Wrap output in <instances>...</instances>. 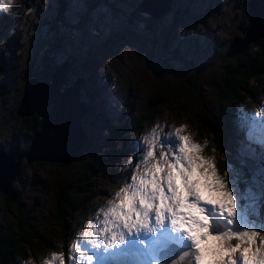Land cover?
Masks as SVG:
<instances>
[{
    "label": "rangeland",
    "instance_id": "1",
    "mask_svg": "<svg viewBox=\"0 0 264 264\" xmlns=\"http://www.w3.org/2000/svg\"><path fill=\"white\" fill-rule=\"evenodd\" d=\"M66 1V11L59 18L55 17L59 8L57 0H17L9 12L0 11V148L6 153L12 152L14 158L21 155L19 163L25 164L24 152L29 148L33 134L24 120L13 115V110L24 91L25 73L29 69L34 73L39 72L46 66V60L54 66L70 58L66 80L61 89L80 78L77 100L89 107L81 117L82 133H77L70 124L74 133L61 140L55 137L60 131L56 126L52 131L50 126L30 155L46 158L35 160L37 163H29L28 167L22 168L11 180L15 203L29 217L33 225L32 232L44 235L50 242V245L40 242L32 248H25L23 256L13 258L12 264H24L29 260L33 264H43L54 253L64 254L67 260L70 252L75 256L72 264H78L82 258L72 250L74 240L86 245L87 251L93 254L100 252V249H93L91 245L106 244L100 232L105 227L103 214L108 202L118 203L115 194L132 184L133 176L144 172L147 167L144 163L147 149L154 146L156 154L149 164L156 163L161 151L169 156L171 162V157L177 154L173 146L180 143L176 137V129L179 127L184 128L181 135L188 136L192 143L202 148V142H207L210 137L201 136L199 140L196 138L195 120H199L207 109L209 112L227 109V104L222 107L223 103L217 94L223 76L222 66L227 61L232 63V58H224V55L231 54L230 48L235 52L240 51L245 46L246 39L264 32V29H254L256 26L249 31L250 34L241 30L250 25V14L254 18H262L261 2L258 0H169L170 6L163 13L161 10L166 8L167 0ZM140 3L143 11L161 15L154 18L160 19L154 34L144 29V22L148 20L143 17H149L148 13L140 14L143 17L128 24L127 16H131V13L133 18L139 17L136 8ZM54 33L56 38L61 39L56 45V38H51ZM151 39L152 43H149ZM252 42H248L245 49L253 50ZM175 47L179 52L177 56L164 55V52L170 53ZM71 57L74 58L73 61ZM188 72H196L198 75L195 88L191 90L184 84ZM161 79L163 81L160 83ZM246 86L252 93L258 91L254 93L256 101L250 102L243 114H251L260 119L264 117V79L259 83L248 80ZM157 91L161 96L156 100L154 94ZM247 93L232 101L229 107L231 113L240 112L239 118L233 123V130H238L247 140L246 144H242L245 147L242 150L243 164L254 173L259 167H264V152L258 142L261 136L259 128L254 131V139L250 141L249 129L241 122L242 109L250 101L246 99L249 95ZM46 98L41 96L39 102L47 101ZM30 106L26 104L23 107L26 109ZM78 112L76 104L74 114L77 115ZM145 113L152 115L146 118ZM39 118L42 119L43 116ZM139 118L142 121L132 131L122 134L118 139H107L113 121H137ZM37 130L40 131L41 128ZM228 131L223 132L226 139L223 148L233 158L240 150H232V144L228 145L226 134H230V140L233 137L232 141L235 138L234 133L229 129ZM81 137L84 140L75 150ZM154 137L156 140L153 145L150 141ZM86 140L87 147L84 144ZM51 141L56 143L51 145ZM45 147L50 148V151ZM43 148L46 151H41ZM204 149L205 147L202 148L203 152ZM210 151L211 149L206 150L207 153ZM101 152L109 156L107 167L94 176L95 182L88 187L90 197L81 210L65 219L63 234L55 219V195L59 191L58 187L61 183H71L74 185L71 192L79 197L77 185L83 181L84 164ZM201 154L202 151L199 155L202 156ZM253 155L259 158V163L253 160ZM212 156L216 157L215 153L212 152ZM203 158L213 165L211 157ZM67 160L70 161L68 164H57ZM228 163L231 169L235 168L232 161ZM10 165L6 163L4 166L7 169L1 174L2 185L6 177L11 178ZM261 171L262 168L253 180L242 178L239 181L246 191L251 190L250 194L256 193L260 187L258 194L263 193L264 198V176ZM216 175L221 178L217 171ZM231 188L232 185L229 184L230 191ZM244 200L245 204L251 202L254 206L253 219L264 221V212L257 210L261 200L259 203L256 200L252 202V199ZM1 201L2 194L0 231L15 227V213L4 208ZM89 224L96 229L94 239L91 237ZM86 231L89 232V241L82 238ZM113 231H116L115 226ZM260 235H264V232ZM63 236L62 245L65 244L66 247L61 251L60 239ZM104 236L107 237V233ZM259 236L254 247L259 246ZM122 252L120 250L119 253L123 254ZM105 258L107 264H128L127 259L122 256L109 258L105 255ZM179 258L181 261L177 264H187L188 256H183V252ZM236 258L240 259L238 252ZM141 260L145 263L146 257ZM93 264H96L95 259ZM193 264H196L194 259Z\"/></svg>",
    "mask_w": 264,
    "mask_h": 264
},
{
    "label": "snow or ice",
    "instance_id": "2",
    "mask_svg": "<svg viewBox=\"0 0 264 264\" xmlns=\"http://www.w3.org/2000/svg\"><path fill=\"white\" fill-rule=\"evenodd\" d=\"M241 122L249 129L250 141L254 139V131L259 128L261 136L258 142L264 152V117L256 119L245 113ZM182 132L183 127L176 129V137L180 143L173 146L177 154L171 157V162L169 156L161 151L156 163L149 164L156 155L155 147H149L144 157L147 167L143 174L133 176V183L115 194L119 202L107 206L103 214L105 227L100 232V236L106 240L104 252L93 254L80 241L72 242V250L82 258L78 264H85V261L86 264H93L94 259L96 264H107L104 253L110 249L140 253L146 257V264H171V259L166 257L175 253L177 248L182 250L183 256L191 253L196 264H199L205 258V253L218 254L220 246L224 253L232 256V264H249L247 259L240 257L243 251L240 245L248 244V251L253 255L264 248V241L261 240L259 246L254 247L257 245V237L264 232V221L253 219L254 206L251 202H242V197L238 194L239 173L227 182L218 177L212 163L199 155L201 146L192 143L188 136L181 135ZM155 140L154 137L150 143L154 145ZM193 160L199 163L194 164ZM170 173L179 177L180 187L186 193L184 202L193 204L203 217V220L195 221L198 235H193L186 220L179 219L180 214L176 212L179 192ZM229 184L232 185L231 191ZM247 192L250 194L251 190L248 189ZM113 226L116 231H113ZM88 228L94 239L96 229L91 224ZM105 233L111 235L105 237ZM84 236L90 237L89 232L86 231ZM144 236L151 237L152 241L148 247L142 248ZM232 241L237 243L233 244ZM201 245L204 247L201 248ZM91 247L100 249L101 245L92 243ZM189 249L194 251L190 252ZM237 252L239 260L236 258ZM73 260L75 256L71 252L67 260L64 254L54 253L43 264H72ZM224 264H229L227 256ZM258 264H264V256L259 258Z\"/></svg>",
    "mask_w": 264,
    "mask_h": 264
},
{
    "label": "trees",
    "instance_id": "3",
    "mask_svg": "<svg viewBox=\"0 0 264 264\" xmlns=\"http://www.w3.org/2000/svg\"><path fill=\"white\" fill-rule=\"evenodd\" d=\"M57 3L59 5V8L56 11L55 17L59 18L62 17V14L66 11L67 1L57 0ZM131 14L133 15V13ZM136 14H138L139 17L133 18L132 15L127 16L129 19L128 24L134 23L136 19H140V17H143L140 15L138 11H136ZM143 18L148 20L144 22V29L150 30L151 33L154 34L158 28L160 19H154L150 16ZM51 38H56L55 33L51 35ZM59 38L55 39L54 41L55 45L58 43V41L61 40V39L59 40ZM151 38L154 37L151 36ZM152 40L153 39L149 40V43H152ZM252 47L253 50L250 49L248 50L244 48L240 51L234 52L229 56L224 55V58L231 57L232 63L227 61V63L222 66L223 76L221 78V83L218 88L217 94L219 96L220 101L223 103L222 107H224L227 104L226 105L227 109L221 111L224 112L222 114L220 112V109L214 110L213 112L210 111L211 113L209 112V109H207L208 111L205 110L204 111L205 113L201 115V118L199 120L198 119L195 120L194 124L196 125L195 133L197 134L196 138L198 140L200 139L201 136L210 137L207 139V142L205 141L202 142V148L205 147L204 149L205 152H203L202 150L201 155L205 158L211 157L213 159V165L217 173L226 182L230 181L236 175V173H239V175L237 176L238 187L240 189L239 194L244 199H252V202H255L256 200V203H259V201L261 200L257 206V210L260 212H264L263 193L258 194L260 187L257 189L256 193L249 194L245 190V186L241 184L239 181V179L242 178H250L251 180H253V178H256V174L260 168H262L261 172H263V176H264V167H259L254 171V173H252L245 166V164H243L244 152H242V150H245V147L243 145L247 143L246 142L247 140L241 136L238 130H233V123L235 120L239 118L240 112L231 113V108L229 107V104L232 101L240 99L241 97L240 95L246 94L248 92L249 95L247 96L246 99L248 100L250 99V101L246 102L247 103L246 106H244V108L242 109V114H243V110H245L249 106L250 102L253 103L257 99L255 98L254 93H256L258 90L252 93V91H250L247 88L246 84L248 80H252L254 83H259L264 79V35L256 38L252 42ZM178 53H179L178 48L175 47L170 53L164 52V55H170L172 57H175L177 56ZM71 59L72 61L74 60V58L72 57ZM45 63L46 66H44L42 70H40L39 72L34 73L33 71H30L31 69H29L25 73L23 80L26 81L30 77H34V76L38 77L39 79L47 80L49 78V75L53 71V68H55L57 64L53 66L52 62H49L47 60L45 61ZM187 65L191 66V64L189 63H187ZM197 78L198 75L196 72L186 73V79L184 80L185 87L189 88V90L194 89ZM162 81L163 80L161 79L160 83ZM160 96L161 93H159V91H157L154 94L156 100L159 99ZM19 101L17 102L19 103ZM50 106L51 105H49V107ZM88 108L89 107L87 105V109ZM156 112L157 110L155 111V113ZM13 115L20 117V119L24 120L26 126L30 128V132L32 134L34 133V131L39 129L38 124L41 121V119L38 117L36 112H33L25 116H19L15 113V109H14ZM144 115L146 118H149L152 114L145 113ZM140 121H142V119L140 118L137 119V121L134 120L113 121L110 125L111 130L107 139L108 140L118 139L119 137L122 136V134L132 131V129L135 128L137 123ZM228 129L235 135V138L232 141L233 137L231 136V140H230L228 138L230 134L228 133L226 134L227 139L229 141L228 145L232 144V150L233 149L234 150L238 149V151L240 150L239 154L235 155V157L233 158H231L232 155H230V153H227L223 148L224 141H226L223 132L224 131L229 132ZM84 144L87 147V140L85 141ZM207 149H211V151L207 153L206 152ZM80 151L81 150H79V153ZM212 152L215 153L216 157L212 156ZM253 156L255 157V159L253 160H256L257 163H259L258 161L259 158L255 155ZM108 159L109 156L106 153L101 152L97 157L89 159L87 163L84 164V172L82 174L83 181L81 184L77 185V188L80 190L79 197L74 196L73 193L71 192V189L74 187V185L71 183H65V184L61 183V185L58 187L59 191L55 195L56 196L55 219L57 223L60 224L63 234H64L65 219L68 218L72 213L81 210L83 204L90 197L88 196V187H91L95 182L96 178H94V176L98 175V173L102 171L104 167L105 168L107 167L106 161H108ZM69 160L61 161L58 162L57 164H68L70 162ZM230 161L234 163V167H235L234 169L230 168V165L228 163ZM260 164L263 166V162H261ZM29 165L30 164L26 162L25 164L19 165V171H21L22 168L28 167ZM0 194H2V201H1L2 206L6 209H10L13 213H15V227L0 231V264H12L13 258L23 256L25 252V248H32L33 246L37 245V243L41 242V243H45V245H50L49 239H47L44 235L36 234V233L34 234L32 232L31 227L33 225L31 224L29 217H27V215L25 214V211L22 212V209L19 208L18 203H15L14 192H12L11 190L5 193L0 192ZM244 199H242V202L245 201ZM63 238L64 236L60 239L61 251H64L66 247L65 244L62 245Z\"/></svg>",
    "mask_w": 264,
    "mask_h": 264
},
{
    "label": "water",
    "instance_id": "4",
    "mask_svg": "<svg viewBox=\"0 0 264 264\" xmlns=\"http://www.w3.org/2000/svg\"><path fill=\"white\" fill-rule=\"evenodd\" d=\"M169 6H170L169 0H167L166 8L162 9L161 12L162 11L165 12L169 8ZM138 11L140 14L148 13L141 9V3L138 5ZM148 15H150L152 18L161 16L152 13H148ZM252 18L254 17H252V15L250 14L249 20L251 19L252 21L253 20ZM255 22H256V18H254L253 23ZM251 29L252 28H250V30ZM241 30H244L243 27L241 28ZM247 33L250 34V32ZM259 34L260 35L257 36L255 35L253 37L246 39L245 46L248 42L254 41L256 38L264 35V32L262 34L261 33ZM245 46L242 49H244ZM229 50L231 54L235 52L231 50V48ZM225 56H229V55H225ZM69 63H70V58H66L65 60L57 64L56 67L53 68V71L51 72L47 80L38 79L36 77H30L29 79H27L23 86L24 93H22V97L20 98L18 105L15 107V113L19 116L29 115L33 112H36L38 117H41L42 115L43 118L38 124L39 129L43 126L44 123L49 124L50 122L52 125L56 126L58 131H60L59 136H61V134H63L66 131H70V124L74 127L75 131H78L77 133H82L81 117L87 111V105L77 100L78 89L80 87L79 85L81 81L80 78H77L72 84L61 89V87L64 86L66 80V73L68 71ZM0 71H1V66H0ZM41 96L47 97L46 98L47 101H43L40 103L39 101ZM64 96H65V100L69 102L68 104L65 105L59 100ZM26 104L31 106L29 108L24 109ZM76 104H78L79 107V112L77 113V115L74 114ZM49 105L51 106L47 109ZM49 128L50 126L45 127L44 130L42 131L39 130L34 131L30 141L29 148L26 150V152H24V155L26 157V161H25L26 163H30L35 160H42V158H46V156H41V155H35V156L32 155V157L30 155L31 153H33L32 151L35 148V146L39 143L40 137L44 133H46ZM56 128H53L51 126L52 131L55 130ZM84 137H81V139H79L78 145L75 148V150L80 147L82 141L84 140ZM20 158L21 155H17L14 158V154L12 152L6 153L0 148V171L6 165V163H10L11 165L15 164L17 168L15 173H12V175L10 176L11 178H8L7 186L0 187V192L5 193L12 190V187H10V183L14 175L16 176L17 173L20 172L19 171Z\"/></svg>",
    "mask_w": 264,
    "mask_h": 264
},
{
    "label": "clouds",
    "instance_id": "5",
    "mask_svg": "<svg viewBox=\"0 0 264 264\" xmlns=\"http://www.w3.org/2000/svg\"><path fill=\"white\" fill-rule=\"evenodd\" d=\"M17 0H0V11H4L5 13L9 12L11 10V6L15 4ZM145 139H147L145 137ZM149 163H151L149 161ZM192 163L196 164L199 163V161L193 160ZM143 173H137L135 176H140ZM173 180L176 182V188L179 192V201L177 202L176 212L180 214L179 219L180 220H186L188 223L189 229L192 231L193 235H198L199 230L195 227V221L196 220H203V217L199 214L196 207L193 204L185 203L186 193L181 189L179 177L176 176L175 173H170ZM227 199V197H225ZM109 204L114 203V201H109ZM183 227V225H181ZM85 241H89L90 237H86L83 235L82 237ZM259 239L261 241H264V235H260ZM204 246L201 245V248ZM240 248L243 249V251L240 253V257L247 259L249 261V264H258V260L261 256H264V248H261L258 250L256 255L251 254L248 251V244L240 245ZM218 254L216 253H205V258L199 262V264H214V262H218V264H224L225 257L227 256V259L229 261V264H232V256L224 253L222 246L218 247L217 249ZM191 253H185V256H189ZM24 264H33V261L29 260L27 262H24Z\"/></svg>",
    "mask_w": 264,
    "mask_h": 264
},
{
    "label": "bare ground",
    "instance_id": "6",
    "mask_svg": "<svg viewBox=\"0 0 264 264\" xmlns=\"http://www.w3.org/2000/svg\"><path fill=\"white\" fill-rule=\"evenodd\" d=\"M258 1H260L261 2V9H262V11L260 12L261 14V19H257L256 18V22H255V25L253 24V21H254V19L251 21V19L249 20V26L246 28V29H244V30H242V31H244V32H249V31H251L250 30V28H253V27H255L254 29H257L258 31H263V29H264V0H258ZM257 1V2H258ZM256 2V3H257ZM254 25V26H253ZM257 25H259L258 27H257ZM24 93V92H23ZM68 94V93H67ZM71 95V94H70ZM64 105L65 104H68L69 102L67 101V100H65V96L64 97H62V98H60L59 99ZM71 116V115H70ZM69 121H71V120H69ZM54 123V122H53ZM48 126H52L53 128H55V126H53L50 122H49V124L48 123H44L43 124V126L41 127V130L40 131H42V130H44V128L45 127H48ZM73 128V127H72ZM76 132H78V131H76ZM72 133H74V132H72L71 131V128H70V131H66V132H64L61 136H59V135H55V137H57V138H59V139H61V140H65V139H67V137H69V135L70 134H72ZM43 134V133H42ZM79 135V134H78ZM67 136V137H66ZM43 138H44V136H43ZM38 143V142H37ZM41 143H42V139H41ZM51 143V145H54L56 142L55 141H51L50 142ZM67 143L68 144H70V142L67 140ZM38 145V144H37ZM44 146H45V144H44ZM42 148V147H41ZM46 149H48L47 147H45ZM50 149V148H49ZM48 149V150H49ZM47 150V151H48ZM41 151H46L44 148L43 149H41ZM50 151V150H49ZM33 152V151H32ZM5 164V163H4ZM10 166H12V170L10 171V173H15V171H16V165L15 164H12V165H10ZM5 169H7V167H4L1 171H0V187H5V186H7V184H8V178L6 177L5 178V180H4V184L2 185V182H1V180H2V173H3V171L5 170ZM9 173V174H10ZM2 185V186H1ZM109 194H110V192H108ZM108 236H110L108 233H107V237ZM106 237V236H105ZM105 246V244H101V248H100V252H104V247H102V246ZM115 252H117V253H115ZM120 252V250H118V249H111V250H109L107 253H104V255H108V257L109 258H113V257H117V256H122V257H125L126 259H127V263L128 264H131V263H134V264H146V262L144 263L140 258H138L133 252H128V251H123L122 253L123 254H120L119 253ZM110 253H115V255H110ZM126 253H127V255H126ZM125 254V255H124ZM178 254V251L176 250V252L175 253H173V254H170V256L169 257H166V259H171V263H173V264H177V263H179V261H181L180 259L181 258H179V257H175L176 255ZM144 260V259H143ZM146 261V260H145Z\"/></svg>",
    "mask_w": 264,
    "mask_h": 264
},
{
    "label": "flooded vegetation",
    "instance_id": "7",
    "mask_svg": "<svg viewBox=\"0 0 264 264\" xmlns=\"http://www.w3.org/2000/svg\"><path fill=\"white\" fill-rule=\"evenodd\" d=\"M137 8H138V6H137ZM136 8V11H138V9ZM139 12V11H138ZM142 16V15H141Z\"/></svg>",
    "mask_w": 264,
    "mask_h": 264
}]
</instances>
